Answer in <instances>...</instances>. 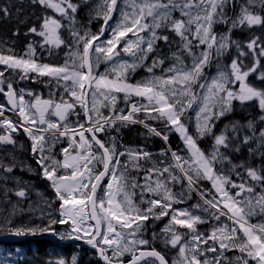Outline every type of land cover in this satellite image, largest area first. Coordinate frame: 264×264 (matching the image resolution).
Listing matches in <instances>:
<instances>
[{
	"label": "snow or ice",
	"instance_id": "obj_1",
	"mask_svg": "<svg viewBox=\"0 0 264 264\" xmlns=\"http://www.w3.org/2000/svg\"><path fill=\"white\" fill-rule=\"evenodd\" d=\"M30 3L45 11L40 23L24 33L31 37L26 51L17 55L7 41L0 46V95L7 101V107L0 104V146L15 148L13 133L23 130L60 201L59 218L14 224L30 187L13 175L23 165L14 155L5 156L0 183L13 181L16 187H5L3 202L10 201L9 193L18 200L10 211L0 209L7 212L0 234L82 240L101 264H264V220L251 223L254 216L264 217V0ZM10 15L9 7L0 6V19ZM97 21L102 23L93 32L90 25ZM242 33L247 39L238 38ZM38 48L67 49L66 59L59 65L38 62ZM101 63L108 65L104 73L98 72ZM141 68L149 75L132 82ZM42 77L58 90L48 99L15 87L16 80ZM26 95L33 99L26 101ZM121 99L124 107H117ZM8 111L19 122L6 116ZM137 124L146 129V139L164 142L159 159L143 147L122 143L121 130ZM172 134L181 147L172 148ZM61 138L68 140L62 161L52 155ZM130 170L143 172L144 183ZM174 184H181L179 193L173 192ZM137 189L139 203L133 199ZM193 193L200 202L191 208L206 215L173 207ZM164 217L169 220L162 234L153 231L151 240L146 238V222ZM210 220L219 226L209 233L198 230ZM58 224L69 228L57 231ZM158 239L175 250L171 261L154 246ZM233 250L239 255L230 259L226 252ZM10 255L0 257V264H13ZM70 264H76L75 256Z\"/></svg>",
	"mask_w": 264,
	"mask_h": 264
},
{
	"label": "rangeland",
	"instance_id": "obj_2",
	"mask_svg": "<svg viewBox=\"0 0 264 264\" xmlns=\"http://www.w3.org/2000/svg\"><path fill=\"white\" fill-rule=\"evenodd\" d=\"M6 3L9 4V7L14 8L12 5H21L24 2L22 0H6ZM28 4L31 5L30 0H29ZM33 6H37V5H33ZM43 11H45V10L43 9ZM83 15L84 14L81 13V17H83ZM114 19H116V17H114ZM34 21L35 22L38 21V24L40 23V20H36V18H35ZM111 23H112V21H111ZM98 30H99V28H97V30L95 32H97ZM108 35H109V33L106 32L105 36H108ZM129 35H131V34H129ZM29 39H31V37H29ZM36 39H39V38H36ZM26 45L22 47L23 48L22 49L23 53L26 51ZM40 50L41 49H39V48L37 49L38 55L36 57L37 60L39 59V61L42 60L41 58H39V51ZM164 51L167 52L168 49L165 48ZM66 52H67V49H65L62 52L61 57H63V58L61 59L62 62L60 64H63L64 60L66 59ZM23 53H22V55H23ZM122 58L124 60H128V61H131V59H132L131 57H129L127 55H124ZM54 60H57V57H55ZM107 67H108V65H106L104 63H101L100 66H99L98 72L99 73H104ZM211 71L215 72V68H213ZM157 74H159V70H157ZM148 75L149 74L146 73L142 68L138 69L132 75L131 81L132 82L141 81ZM48 80H49V78L45 77L44 79H40V80L36 81L37 85H39V88H40V89H37L38 92L40 93V96L43 94V91H45L46 94L58 93L56 85L54 83H48ZM36 82H33L31 84V80L30 79L27 80V81L23 80L21 82V84H20L19 89L20 88H24V89H27V90H31L33 92V90H36V88H32V87L36 84ZM59 91H62V89L59 90ZM52 98L53 99H58V95H55ZM32 99L33 98L30 97V96H27V95L25 96V100L26 101H31ZM117 107H124L122 99L118 102ZM77 111H80V109H77ZM104 111H107V110H104ZM187 115L192 116V118H193L192 119V125L194 126V123H195L194 113L189 112ZM141 116H143V113H141ZM51 118H53V117H51ZM69 119L71 121H75L77 119V117L71 116ZM80 120H81V122H83V115L82 114H81ZM149 123H154V122L149 121ZM192 130L194 131V127L192 128ZM174 135L179 140L178 136L176 134H174ZM58 143L55 144V147L53 148V151H52V155L56 159H60L62 161L61 158L63 157V154L61 153V149L64 148V147H67V146H65V144L66 145L68 144V140L61 139ZM23 146L24 145L19 146L18 147L19 149L18 150L16 149V152L8 151V153H4L3 151H0V159L5 158V156H7L10 159L11 156L14 155L16 157L17 163L23 165V170H21L20 167H17L15 169L13 175L15 177L19 178L20 180H22L24 184H26V185H28L30 187L29 199L26 200V201H21L19 203V208L22 209V211H20L19 214L16 215L13 218L14 219V224L15 225L24 224V225H29V226L38 225V224H46L47 220L50 217H54L53 200H51V198L49 197L46 189L44 187H42L41 184H38L39 177L44 179V180H46V178L43 177L41 169H40V166L36 163V159L34 158L32 152H31V146H30V149L28 150V152H26V150L23 149ZM70 151H74V150L70 149ZM28 154L30 155V157L26 156ZM31 160H33L32 163H31ZM34 160H35V162H34ZM29 169H31V171H29ZM39 169H40V171H39ZM60 171L63 172L64 170L61 169ZM130 175L135 176L136 179L140 183H144V181L142 179L143 172H134V171L130 170ZM44 186H46V185L44 184ZM5 187L11 188V189H15L16 185L14 184L13 181H9L7 183V185H4L3 183H0V209H7V210L10 211L11 210V205L15 204L17 202L18 198L15 197L14 195H12L11 193H9L10 201L7 202V203L3 202V191H4ZM181 189H182L181 184L172 185L173 192L179 193L181 191ZM136 193L137 194L133 197V199H134V201L139 203V201H140L139 189L136 190ZM145 195L148 196L149 198H152L151 194L146 193ZM155 198L158 199L159 197H155ZM188 204H189V201L187 200L185 203L175 204V205H173V207L176 208V209H185ZM29 205H31V210L29 209ZM140 206L142 208H144V207H147V204H141ZM187 209L193 210L189 206H188ZM156 211H159V209H156ZM193 211H196L197 214H200V215H206L202 211H197V210H193ZM6 215H7L6 211H0V222H2L3 217L6 216ZM168 220H169V217H164L163 219L158 220L160 222L159 233H161V229H163V227L168 223ZM262 220H264V217L259 216V215L254 216V217L251 218V221H254V224L255 223H259ZM155 221H157V220H155ZM224 222L230 223L228 221H224ZM214 226H219V223L217 221H215V220L214 221L210 220L209 223L201 224V225H198L197 227H198L199 231L204 232V233H209ZM180 231H187V230L186 229H182ZM61 232H63V230ZM3 249L4 248H0V252H1L0 253V257L8 255L9 253L11 254L10 258L13 257L12 252L5 251ZM54 251H56L58 253L59 250L56 247L54 249ZM164 251L166 253L167 258L169 257L168 258L169 261H171L174 258L175 254H176L175 250L171 249L170 247H165ZM18 255L22 256V253L20 252V253H18ZM208 255L211 257V256H213L215 254L214 253H209ZM226 255H227V257H229L231 259V258L239 255V253H238V251L233 250V251H230V252H226ZM127 257L128 256H125L124 259L127 258Z\"/></svg>",
	"mask_w": 264,
	"mask_h": 264
},
{
	"label": "trees",
	"instance_id": "obj_3",
	"mask_svg": "<svg viewBox=\"0 0 264 264\" xmlns=\"http://www.w3.org/2000/svg\"><path fill=\"white\" fill-rule=\"evenodd\" d=\"M26 8H23V10H25ZM37 9V8H36ZM29 10V9H28ZM39 10V9H38ZM21 21H25V23H21L20 28L22 30V33H25L28 29V27H30L32 25L31 23V18L30 15L28 13V11H24V14H22L21 16ZM2 32H8L9 35L11 36L12 32L10 31L9 28L7 27H2ZM1 31V30H0ZM260 30L257 29L256 30V34H258ZM243 35H247L246 33H242L239 35L238 38H240L241 40H245L247 39L246 37H243ZM23 38V36H22ZM141 133H144L145 135H141ZM120 137L122 138V143L125 146H132V147H143L145 148L147 151L151 152L153 154L154 158L159 159L160 156V152L161 150L165 147L164 142L157 138V137H151V138H145L146 137V129H144L142 126L140 125H132L128 128H124L121 130L120 133ZM169 143L171 144L173 149H177L178 147L181 146V142L177 139V137L172 134L169 137ZM206 146V145H203ZM142 164H144V162H141ZM145 167L149 166L147 164L144 165ZM206 184V182H203ZM47 186V190L50 194V196H52L54 199H56V195L55 193L51 190V188ZM189 204L188 206L191 207L193 204L200 202L199 198L193 193L192 194V199L188 200ZM54 209H55V214L57 215V204L54 205ZM221 220H224V218L222 217ZM146 224L148 225L147 228V232L145 233L146 238L151 240L152 237V232L155 231L157 233H159V225L160 222L159 221H155L153 219H150L146 222ZM57 231H60V225H55L54 226ZM53 243H51L48 240H36L34 242H28V243H22L21 247H23V252L24 255L26 257V264H46L48 258H52V256L50 255V251L49 249L52 247ZM55 248H59L62 256L60 258H63L67 261H69V264L71 262V259L73 256L76 257V264H99L97 263V261L90 256V254L87 252L86 249L81 248V247H77L75 245H70L67 246L65 248L60 247L58 244L55 243ZM154 246L157 248V250L162 251L165 255V245L158 239ZM48 251V253H47ZM50 256V257H49ZM54 259L57 257V254H55ZM167 257V256H166ZM169 258V257H168Z\"/></svg>",
	"mask_w": 264,
	"mask_h": 264
},
{
	"label": "flooded vegetation",
	"instance_id": "obj_4",
	"mask_svg": "<svg viewBox=\"0 0 264 264\" xmlns=\"http://www.w3.org/2000/svg\"><path fill=\"white\" fill-rule=\"evenodd\" d=\"M0 21H2L0 19ZM1 28V27H0ZM1 30V29H0ZM0 33H2L1 37H0V46H2L4 44V42L6 41L5 40V35H4V32L0 31ZM19 37L20 35H15V40L14 41H10V42H7L9 45H11V47H13L15 49V53L17 55H22V50H21V41L19 40ZM12 38V36L10 37ZM6 50V49H5ZM3 66H0V68H2ZM15 76V74H13ZM19 80H16L15 81V87L17 88L19 86V84L17 83ZM0 104H5L7 105V101L6 99L3 97V95H0ZM17 141V140H16ZM22 143L20 142H17V146L15 148H13V146L11 145H8V146H11L10 149H8L7 147L8 146H0V151H4V148H7L9 151L11 152H15L16 149H18V147L21 145Z\"/></svg>",
	"mask_w": 264,
	"mask_h": 264
},
{
	"label": "water",
	"instance_id": "obj_5",
	"mask_svg": "<svg viewBox=\"0 0 264 264\" xmlns=\"http://www.w3.org/2000/svg\"><path fill=\"white\" fill-rule=\"evenodd\" d=\"M44 237H49L53 240H56L55 236H52L51 234H45L43 235ZM27 238H33L31 236H28V237H13V236H8V237H1L0 238V241L1 242H13V241H21V240H25ZM76 241L77 243H79L80 245H85L86 247L90 248L91 250H93L95 252L94 249H92L89 245L85 244L84 242L80 241V240H72L70 242H74ZM98 260H99V257H98Z\"/></svg>",
	"mask_w": 264,
	"mask_h": 264
}]
</instances>
